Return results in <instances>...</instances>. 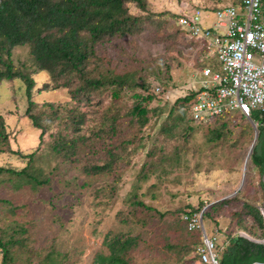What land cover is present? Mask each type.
Instances as JSON below:
<instances>
[{"label":"rangeland","instance_id":"rangeland-1","mask_svg":"<svg viewBox=\"0 0 264 264\" xmlns=\"http://www.w3.org/2000/svg\"><path fill=\"white\" fill-rule=\"evenodd\" d=\"M217 1L146 0L145 9L135 2H129L127 6L131 14L146 17L144 29L97 44L101 60L90 64V68L101 64L115 74L134 72L139 83L147 82L150 85L149 92L153 93L154 88L161 93L148 106L149 109L159 108L163 112L155 114L151 110V119L142 131L137 125H131L130 116H124L135 104L134 94L143 92L141 86L123 92L118 99L113 97L111 89H107L96 92L89 104L85 100L75 101L68 88L52 89L51 86L42 89L44 83L49 81L50 73H34L29 46L19 45L13 49L15 65L18 69L27 70L36 82L31 91L35 102H68L66 122L69 109L76 107L85 114L81 130L78 133L68 131L70 139L74 136L80 138L76 152L70 158L57 154L53 150L55 138L51 135L60 130H64L62 133L65 134L66 122L52 124L41 141V130L34 127L25 115L29 102L26 82L22 78H14L0 83V113L6 120L10 149L23 154L38 149L33 173L41 178H50L49 182L34 187L32 183L23 184L16 175H0V227L18 228L23 232L18 237L26 243L23 248L19 244L15 246L17 260L13 264H46L51 259H55L57 264H93L97 253H108L105 235L121 231L140 235L142 239L139 248L131 254L132 264H204L200 259H194L195 251L182 258L177 255L179 251H170L167 247L173 244L195 248L202 240L200 233L190 231L183 219L184 210L189 209L187 206L198 208L203 201L206 206L202 210L205 211L211 203L235 195L259 200V170L251 164L250 157L245 165L256 137L257 122L245 120L239 112H227L231 114V124L226 129L234 131L223 143V139L209 141L207 128H197L187 138L183 137L189 124L187 121L174 127L169 135L162 133L164 124L173 123L169 111L175 101L192 91L199 92L210 80L204 76L203 70L211 67L215 59L201 49L196 38L187 32L189 28L179 24V17L181 13H187L186 9L191 13L196 9L203 11L233 2ZM215 11H203L206 24L215 18ZM196 98L197 95L194 100ZM180 105L176 113L181 112ZM111 108H118L123 114V122L120 120L122 129L112 137L100 133L101 138L98 133L103 126H107L104 115ZM216 119L217 116L211 120L214 126ZM249 122L255 132H249L246 127ZM124 139L133 142L126 151L117 148L122 159L117 162L115 172L99 175L84 172L85 165L102 164L108 148L118 146ZM238 139L240 141L232 145ZM176 145L182 150L180 162H174L171 166L164 162L148 181L138 184L142 199L167 212V215L164 218L148 216L147 224L143 225L141 218L144 214L139 209L137 215H130L128 223L122 222L118 213L126 216L132 209L127 199L140 182L139 173L147 160V152L155 149L171 153ZM27 163V158L9 149L0 152V166L19 170ZM245 166V182L240 187ZM16 184L23 185L17 187ZM152 184L158 187L149 190ZM113 186L115 190L112 194L110 189ZM240 205L234 202L231 206L238 208ZM204 222L209 233L216 232L217 226L213 222L207 219ZM220 224L222 229L216 233L218 246L224 244L227 234L236 227L228 214L220 218ZM2 260L3 251L0 248V264Z\"/></svg>","mask_w":264,"mask_h":264},{"label":"trees","instance_id":"trees-1","mask_svg":"<svg viewBox=\"0 0 264 264\" xmlns=\"http://www.w3.org/2000/svg\"><path fill=\"white\" fill-rule=\"evenodd\" d=\"M240 1L233 0L234 3ZM129 2H135L141 9H145L147 4L146 0H0V83L14 78H22L26 82L29 102L25 115L30 118L34 127L41 130V141H43L44 134L50 130L52 124L66 122L65 112L68 110L69 103H38L32 99L31 91L36 82L27 70L18 69L12 57L13 49L19 45L30 47L31 61L35 66L34 73L39 71L50 73L49 81L42 86L43 90L51 86L52 89L68 88L72 100H85L89 104L96 92L111 89L113 97L118 99L123 92L141 86L140 88L144 89L143 92L134 94L135 104L124 114V116H130L129 121L133 123L131 125L133 127L137 125L140 131L149 123L151 110L155 114L159 111V114L163 112L159 108L149 109L148 104L161 93H157L154 88L153 93L149 92L150 85L147 82L139 83L134 72L115 74L112 69L103 68L101 64H96L95 67L90 68V64L101 60L96 47L99 42L141 32L144 29L146 17L131 14L127 6ZM219 8L220 6L217 5L211 7L213 10ZM217 64V60L214 59L211 67L216 70ZM197 94L198 91H192L175 101L169 111V117L172 118L173 123L172 125L164 124L162 133L169 135L174 127H178L180 123L187 121L189 124L185 127L183 137L187 138L189 133H193L197 128H207L209 141H222L223 139L221 143L225 142L224 140L234 131L226 129L230 127L231 119L229 116L231 114L225 113L217 116L216 127L211 122L196 123L192 118L191 107ZM98 103L100 104V102ZM178 105L182 110L176 113ZM69 111L65 134L62 133L64 130H60L55 134L52 133L51 136L54 135L55 138L53 150L57 154L70 158L76 152L80 138L74 136L70 139L68 131L78 133L85 121V114L80 113L76 107L69 109ZM122 116L123 114L118 108H111L110 112L104 115L105 122L108 124L101 128L98 135L102 138L100 133H105L111 137L117 134L122 129ZM241 116L245 120L250 119L257 122L256 131H258V135L250 154V161L260 173V198L259 200H249L239 195L227 197L206 207L203 217L204 220L213 222L218 231L222 229L220 218L224 214L232 217V224L236 226H234L233 231L227 234L223 245L218 246L217 243L220 264H264V110L253 109L250 118ZM232 125L234 124L232 123ZM246 127L250 133L255 132V128L250 122ZM6 128L5 117L0 113V152L9 149L12 153L27 158L28 163L19 170L0 166V175L4 173L16 175L23 181V184L32 183L34 187L49 182L50 178H41L33 173V163L38 149L29 154L10 149ZM239 141L240 139L234 140L232 145H236ZM132 142L131 139H124L118 146H111L108 148L106 160L102 164L85 165L83 167L84 172L87 175L115 172L117 162L122 159L121 152L117 148L126 151L127 146ZM1 145L7 146V148ZM181 151L176 145L171 153L158 152L155 149L147 152V160L139 173L138 180L140 182L136 184L127 199L132 209L126 216H123V213H118L122 222L128 223L131 218L130 215H137L139 209L144 214L141 218L143 225L147 224L148 216L164 218L167 215V212L160 211L142 199L143 194H139L138 184L148 181L150 176L157 171V167L164 162L168 166L174 162L178 164ZM163 172L165 173V170ZM23 184L16 185L20 187ZM154 187L158 186L152 184L149 190ZM114 190L115 186L112 190L110 189L112 194ZM234 202L241 205L234 208L231 206ZM205 206L203 201L198 208L189 205L187 206L189 209L184 210V213L193 214L201 211ZM243 232L256 240L243 235ZM21 233L23 232H20L18 228L0 227V248L3 251L2 264L16 262L15 246L17 244L20 248L26 247L23 238L18 237ZM141 242L140 235H132L130 232L122 231L109 232L104 239L108 253H97L93 264H132L131 254L139 248ZM198 244L199 246L195 248H184L173 244H168L167 247L170 251H179L177 255L182 258L195 251L194 259H201L199 247L202 245V240H199ZM198 244L196 242V245ZM57 263L55 259H51L46 264Z\"/></svg>","mask_w":264,"mask_h":264},{"label":"built area","instance_id":"built-area-1","mask_svg":"<svg viewBox=\"0 0 264 264\" xmlns=\"http://www.w3.org/2000/svg\"><path fill=\"white\" fill-rule=\"evenodd\" d=\"M203 11L196 9L190 13L186 9L187 13L179 17V24L189 28L187 32L196 38L201 49L220 64L219 70H203L210 80L194 100L192 118L198 124L211 122L227 112L250 118L253 109L264 110V0L224 4L213 12L215 18L209 24L204 21ZM203 216L204 210L184 213L183 219L190 231L201 234L200 261L220 264L217 237L209 234Z\"/></svg>","mask_w":264,"mask_h":264},{"label":"water","instance_id":"water-1","mask_svg":"<svg viewBox=\"0 0 264 264\" xmlns=\"http://www.w3.org/2000/svg\"><path fill=\"white\" fill-rule=\"evenodd\" d=\"M258 133V131H256V137H255V140H254V142H253V144H252V146H251V150H250V153L252 152V149H253V147H254V145H255V142H256V139H257V134ZM250 153H249V155H248V157H247V159H246V162H245V165H247V163H248V159H249V157H250ZM245 176H246V166H245V171H244V174H243V182H242V184H241V186L240 187H242L243 186V184H244V182H245ZM240 189V188H239Z\"/></svg>","mask_w":264,"mask_h":264},{"label":"crops","instance_id":"crops-1","mask_svg":"<svg viewBox=\"0 0 264 264\" xmlns=\"http://www.w3.org/2000/svg\"><path fill=\"white\" fill-rule=\"evenodd\" d=\"M219 69H220V64H217L216 70H219ZM217 231H218V230H216V232L213 231V233L211 232V233H209V234H214V235H216ZM200 235H201V234H200ZM247 236H248L250 239H252V236H250V235H247ZM217 240H218V238H217ZM252 240H256V239L253 238ZM218 254H219V253H218Z\"/></svg>","mask_w":264,"mask_h":264}]
</instances>
